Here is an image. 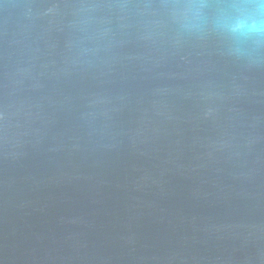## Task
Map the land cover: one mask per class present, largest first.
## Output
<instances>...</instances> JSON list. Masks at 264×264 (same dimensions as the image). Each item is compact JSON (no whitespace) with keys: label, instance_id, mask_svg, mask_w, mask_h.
<instances>
[{"label":"water","instance_id":"obj_1","mask_svg":"<svg viewBox=\"0 0 264 264\" xmlns=\"http://www.w3.org/2000/svg\"><path fill=\"white\" fill-rule=\"evenodd\" d=\"M0 264H264V0H0Z\"/></svg>","mask_w":264,"mask_h":264}]
</instances>
